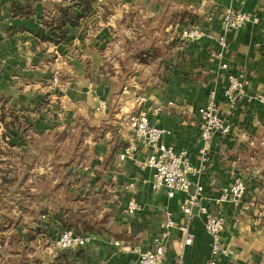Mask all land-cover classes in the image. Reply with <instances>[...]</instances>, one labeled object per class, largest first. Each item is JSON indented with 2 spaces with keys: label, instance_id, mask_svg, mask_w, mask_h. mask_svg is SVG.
Returning <instances> with one entry per match:
<instances>
[{
  "label": "crops",
  "instance_id": "1",
  "mask_svg": "<svg viewBox=\"0 0 264 264\" xmlns=\"http://www.w3.org/2000/svg\"><path fill=\"white\" fill-rule=\"evenodd\" d=\"M55 4L72 1L0 0V264L51 263L59 252L70 264H128L137 258L133 245L152 248L166 212L176 226L163 239L162 264H208L203 217L195 207L191 218L183 214L184 193L152 189V170L142 164L150 149L119 154L131 136L123 116L143 111L199 166L198 108L210 90L230 131L212 137L208 161L189 178L225 218L220 239L233 253L216 263L264 264V109L246 97L229 107L223 95L228 72L246 81L249 94L264 91V0L241 7L259 21L229 34L227 69L216 53L231 0H92L81 15L73 7L80 17L63 23L61 38ZM197 21L207 34L181 37ZM47 100L54 108L39 106ZM235 179L246 184L237 206L219 199ZM130 199L139 203L134 214L125 210ZM184 224L190 243L178 228ZM65 228L90 242L57 249Z\"/></svg>",
  "mask_w": 264,
  "mask_h": 264
},
{
  "label": "built area",
  "instance_id": "2",
  "mask_svg": "<svg viewBox=\"0 0 264 264\" xmlns=\"http://www.w3.org/2000/svg\"><path fill=\"white\" fill-rule=\"evenodd\" d=\"M249 0H231V5L225 7L221 13V30L217 37L219 50L216 56L220 60L223 69L227 64L222 60L223 48L227 45V38L230 33L240 29L248 23H258L259 16L256 12L242 10L241 7ZM208 29L201 25H192L181 30V37L197 40L206 35ZM56 78H54V81ZM246 81L239 75L227 73V85L223 90L224 98L233 107L238 99L246 97L247 100H257L264 109V91L249 94L246 90ZM102 105H104L102 103ZM156 110V109H155ZM200 122V138L202 146L199 149V166L192 164L185 150H176L171 144L165 142L169 130L159 127L150 122L143 111L130 112L123 116V122L130 130L131 136L119 158L133 157L142 144L150 149L143 166L152 170L151 187L154 191L164 189L168 197L176 192L184 193L181 204V211L187 218L193 215V208L203 217V226L210 236L211 258L208 264H217L216 256H230L233 251L221 243L220 234L224 229L225 218L216 211L209 209L203 201V186L198 182H192L189 178L200 172L201 167L209 159L208 148L212 137L216 133L227 134L230 131L229 124L223 118L219 105L216 102L214 90H210L206 102L198 108ZM246 184L242 179H235L234 182L223 186L219 199L235 206L241 204L242 195ZM139 209V203L135 199L128 200L126 212L134 214ZM45 216V215H42ZM176 226L170 212L161 221L160 236L153 239L152 248L144 249L139 244L131 247L137 258L128 264H162L161 255L164 251L163 239L169 234L170 228ZM178 228L184 234L185 243H190L192 234L187 224L179 225ZM90 242V235L87 233H75L70 228L63 229L57 237L56 247L59 250H82ZM116 245L119 243L116 241ZM175 264H184L179 259Z\"/></svg>",
  "mask_w": 264,
  "mask_h": 264
},
{
  "label": "trees",
  "instance_id": "3",
  "mask_svg": "<svg viewBox=\"0 0 264 264\" xmlns=\"http://www.w3.org/2000/svg\"><path fill=\"white\" fill-rule=\"evenodd\" d=\"M70 1H72L71 5H62V4L53 5L54 9L58 11L62 17L60 24L56 26L60 32L58 38H61L65 32L63 28V23L67 22L68 24L71 25L76 24L78 18L85 10L88 9L92 0H70ZM73 7H76L77 9L80 10L81 12L80 15L76 14L72 10ZM46 264H70V263L67 260V256L64 253L59 252L51 263H46Z\"/></svg>",
  "mask_w": 264,
  "mask_h": 264
},
{
  "label": "rangeland",
  "instance_id": "4",
  "mask_svg": "<svg viewBox=\"0 0 264 264\" xmlns=\"http://www.w3.org/2000/svg\"><path fill=\"white\" fill-rule=\"evenodd\" d=\"M201 25V26H204L205 24L203 23H201V22H199V21H197V22H195V24H193V25ZM187 27H190V26H187ZM3 104V106H2V108H4V109H8V108H12V109H17V108H19V107H16V106H9V104L8 103H6V102H3L2 103ZM54 104V102H50L49 100H47V101H43V102H41V103H39V106L42 108V109H44V108H50V106L51 105H53ZM51 108H54L53 106H51ZM20 109V108H19ZM27 129V128H26ZM26 133V132H25ZM26 134H28V133H26ZM9 137V136H8ZM1 166V165H0ZM2 168H3V170H2V172H3V174L4 175H9L10 176V166L9 165H2ZM0 173H1V171H0ZM7 180L8 179H5L4 178V182H7ZM22 185H23V183H22ZM25 188V187H24Z\"/></svg>",
  "mask_w": 264,
  "mask_h": 264
}]
</instances>
